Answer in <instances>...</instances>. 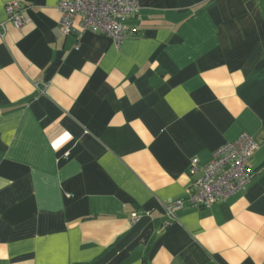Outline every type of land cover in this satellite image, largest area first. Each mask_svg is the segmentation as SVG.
Returning a JSON list of instances; mask_svg holds the SVG:
<instances>
[{"label": "crops", "instance_id": "crops-1", "mask_svg": "<svg viewBox=\"0 0 264 264\" xmlns=\"http://www.w3.org/2000/svg\"><path fill=\"white\" fill-rule=\"evenodd\" d=\"M59 1L0 0V264H264V0H138L119 46ZM244 132L250 183L168 223Z\"/></svg>", "mask_w": 264, "mask_h": 264}, {"label": "built area", "instance_id": "built-area-1", "mask_svg": "<svg viewBox=\"0 0 264 264\" xmlns=\"http://www.w3.org/2000/svg\"><path fill=\"white\" fill-rule=\"evenodd\" d=\"M4 10L6 19L13 25L20 27L29 23V18L23 15L26 8L19 2L7 3ZM57 11L58 26L63 34L89 31L105 35L119 46L127 36L124 21L137 16L140 5L138 0H60ZM257 149V143L244 132L216 149L203 167L199 168L197 159L193 158L188 172L191 176L199 171L201 174L192 180L185 201L176 200L163 206L167 222L175 221L176 213L185 204L207 207L242 190L252 179L249 159ZM131 219L135 221L137 214L133 213Z\"/></svg>", "mask_w": 264, "mask_h": 264}]
</instances>
